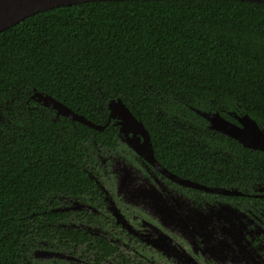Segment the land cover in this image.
Masks as SVG:
<instances>
[{
  "label": "trees",
  "instance_id": "16d2710c",
  "mask_svg": "<svg viewBox=\"0 0 264 264\" xmlns=\"http://www.w3.org/2000/svg\"><path fill=\"white\" fill-rule=\"evenodd\" d=\"M35 90L100 125L121 98L157 160L181 177L227 188L242 176L264 181V153L210 130L194 110L232 122L249 115L264 129L263 3L98 1L40 12L0 33L1 264L32 263L47 234L88 235L55 227L66 215L49 212V201L94 196L99 165L86 144L118 145L111 125L57 116Z\"/></svg>",
  "mask_w": 264,
  "mask_h": 264
},
{
  "label": "flooded vegetation",
  "instance_id": "af4514ba",
  "mask_svg": "<svg viewBox=\"0 0 264 264\" xmlns=\"http://www.w3.org/2000/svg\"><path fill=\"white\" fill-rule=\"evenodd\" d=\"M115 122L109 125L117 129L118 145L109 150L119 149L122 143L125 151L119 157L135 156L134 160L143 164L147 190L153 194L141 199L140 184L131 172H119L118 179L116 172H103L105 168L96 161L99 172L89 174L94 196L77 199L60 195L49 201L53 206L49 212L66 215L56 221L55 227L88 235L75 239L56 236L53 240L47 234L37 242L32 263L264 264V181L242 176L237 187H224L238 189L242 192L238 196L181 185L140 158L127 138L120 136ZM146 198H151V203ZM66 200L76 204L67 207ZM51 233L58 232L51 229ZM40 249L44 252L37 257Z\"/></svg>",
  "mask_w": 264,
  "mask_h": 264
},
{
  "label": "water",
  "instance_id": "95a60500",
  "mask_svg": "<svg viewBox=\"0 0 264 264\" xmlns=\"http://www.w3.org/2000/svg\"><path fill=\"white\" fill-rule=\"evenodd\" d=\"M98 1L124 0H0V33L40 12L62 6ZM239 1L260 2L264 4V0ZM32 99L42 106L54 110L57 116L67 117L72 121L79 122L97 131H103L112 120H116L115 125L119 126L120 136L127 138L126 141L135 153L140 158L149 162L159 172H162L181 185L214 194L229 196H238L242 194L238 189L209 187L188 179L180 178L171 173V171L157 160L150 134L144 123L133 114L121 98H116L109 102V118L105 125L96 124L88 120L52 96L38 92L37 90L34 91ZM194 110L198 115L208 121L210 130L238 141L246 149L264 153V129L249 115H233L238 122V124H236L235 122L225 119L219 112H205L199 109ZM141 138L143 141H141Z\"/></svg>",
  "mask_w": 264,
  "mask_h": 264
},
{
  "label": "rangeland",
  "instance_id": "374dc122",
  "mask_svg": "<svg viewBox=\"0 0 264 264\" xmlns=\"http://www.w3.org/2000/svg\"><path fill=\"white\" fill-rule=\"evenodd\" d=\"M121 144H120L119 149H116L115 151H110L109 148H103L99 144H97L95 141L90 140L86 144V150L91 159L98 161L100 163V166L105 168V170L103 169V172H116L118 179L120 177L119 172L121 174L123 172H131L133 179L138 184H140V186L138 187V191L141 195V199L142 198L144 199L145 194H148V193L153 194V192L150 190H147L148 178L146 177L144 173H142L144 172L142 171L143 164L137 163L136 160H134L136 158L135 156L119 157V155H121L125 151L124 145H121ZM130 185H131V181H130ZM151 201H152L151 198H146L147 203H151ZM75 204L76 203L73 200H66V202L64 203V205L67 207H73ZM201 211H203L202 208H201ZM43 252L44 251L40 249L36 254L37 257L38 256L40 257Z\"/></svg>",
  "mask_w": 264,
  "mask_h": 264
}]
</instances>
